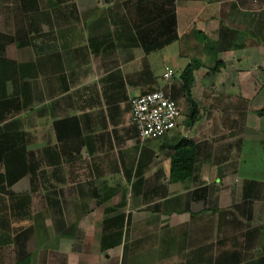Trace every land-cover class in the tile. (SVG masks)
Instances as JSON below:
<instances>
[{
	"label": "rangeland",
	"instance_id": "374dc122",
	"mask_svg": "<svg viewBox=\"0 0 264 264\" xmlns=\"http://www.w3.org/2000/svg\"><path fill=\"white\" fill-rule=\"evenodd\" d=\"M106 1L70 0L77 11L74 17L77 20L80 18V22L74 26L72 24L67 25L65 21L53 15V12H46L47 17L43 13L35 14L34 27L37 28V32L33 33L31 38L34 47L17 49L13 45L8 46L6 49L7 58L20 63L31 62L37 59L39 55L50 53L57 46L56 36L58 37L60 31L66 30L74 38L81 34H86V28L83 26V13L96 9L103 11V9H107L112 4H120L124 14H130L136 2V0H109L111 3L107 5ZM156 1L161 2L163 0ZM171 1L173 2L171 4L173 7L169 6L171 9H176L178 0L175 2L174 0ZM258 1L252 0L251 3L248 1V7L244 5L245 2H236V5L245 7L239 10V14L243 18H248V20L260 18L263 22L264 16H256L261 15L260 13L262 12L255 8L258 4H261V2L257 3ZM71 3L68 6H71ZM17 7V5L10 4L9 7L1 9V33L12 34L17 27L23 28L27 26L23 15L18 12L15 14L16 10L14 9H17ZM238 7L235 8L238 9ZM229 29L235 33L231 44L232 48L230 51L223 53V58H219L222 54L217 55V60L226 63L227 70L220 69L218 73L209 72L206 67L201 71L199 70L197 74L193 75L194 84L190 92L191 100L198 108V117H200L197 120L199 122L197 130L206 132L203 133L205 139H197L199 140L197 142L198 153L200 154L201 150L200 156L202 157V155H206L209 152L212 158L210 162L213 160L217 166L218 164L222 165L215 171L217 177L222 178V182L214 187V202L212 201L213 198H211L212 203L210 202L206 207H211L216 211L226 210L228 213L227 222H224L223 219L222 225L218 227L216 215L214 226L208 227L203 233L196 225H193L191 230L187 231L186 223L183 229L177 230V233L170 235V232L167 235L170 238L167 240L166 233H162L160 228L152 229V226H157V223L152 222L158 221L160 217L150 218L149 215L145 214L144 206L139 209L136 208L134 201L140 202V198L134 199L131 195V199L125 209L130 212L129 216L132 217V221L135 219L136 222H133L132 225L130 224L129 227L125 226L126 231L124 229L122 231L121 241L124 248L120 246L101 252L102 233L100 227L106 218L111 217L109 213L105 212L106 209L110 208V206L115 209V205L108 201L98 206L94 200L86 202L85 197L80 198L78 195L79 191H83L87 187L80 183L79 170L72 171L68 165L58 168L49 167L46 160H42L39 156L38 147L29 146L32 162L39 163V165H36V173L34 176L22 178L9 191L16 196H29L31 217L25 220L13 219L10 217L11 214H7L9 211L6 208L4 211L0 210V219L7 221V225L2 227V231L7 233L5 234L7 238L2 240L3 244L0 246V264H15V261L20 259L21 253L30 254L31 264H152L153 260L158 261V259L162 258L164 253L160 247L163 243L171 246L172 253L176 254L174 257L168 255L166 261L162 263L181 264L183 261L181 262L179 259L180 253L185 251L186 257L184 260L186 262L187 255L190 256L191 252H193L191 248L196 245L192 244V241L195 240L205 243L207 240L210 253H213L212 247L215 250L220 247L217 246L219 240L223 239L222 248L229 252L233 250L234 242L239 243L244 247L241 250L243 253L241 256L245 260L252 259L254 255L261 253L264 249V235L259 234L260 230L264 233V33L262 37L259 34L256 35V27L254 26H248L243 32L239 31L241 30L239 28L230 27ZM92 33L95 34V31ZM254 40L258 46L253 44L255 43ZM250 42L251 45L249 44ZM176 44H171L152 52L146 58V63L151 70L154 82L151 89L146 92L161 91L168 98H173L184 120L190 110L187 97L181 91L182 84L179 76L189 60L180 57L178 51L182 54L184 51H182L180 44ZM256 46L258 48L255 53L258 54L256 56L255 54L254 56L249 55L251 51L248 47L255 49L254 47ZM244 49H248L246 53H243L245 52ZM118 53L122 54L121 52ZM111 59L113 62L115 61V57ZM111 68L114 69V65ZM138 69L141 70V67L138 66ZM233 69L248 73L237 77L236 80L245 81L240 87L232 86L235 78L229 72H232ZM251 69H258L257 75L251 72L249 76V70ZM166 70L172 72L168 79L163 78L164 73L167 72ZM90 73L96 75L95 72ZM249 79H253V83H258V87H260L261 83L260 90L256 91L255 87L252 89L251 85L248 86L246 82ZM220 95H223L224 98L222 99ZM212 100H216V105L219 108L209 115L203 103L206 102L205 105L208 106ZM218 100L221 101L217 103ZM246 120L250 126L248 128L244 124ZM24 121L25 129L32 138L34 128L32 118L28 116ZM255 122L258 124H255ZM256 125L262 131L259 142H254L249 132L246 133L245 131L243 134L244 128L251 131ZM180 139L182 138L179 137L177 141ZM174 142H176L175 139L166 141L165 147L174 144ZM228 143L233 146V152L224 153V149L229 145ZM213 150L215 155L212 154ZM240 157L242 160H240ZM240 162L242 165H239ZM245 173L253 175V177L252 175L249 177V181H252L253 184H248L247 180L245 181V177L242 175ZM150 174L151 172L146 175L149 183H151L150 179L152 178ZM227 175L228 177L225 178ZM101 186L99 183L98 189ZM119 189V194L123 196V188L120 187ZM107 190L108 188L101 192L103 195L100 198L107 194ZM110 192H115V189H111ZM6 198L5 195L3 197L0 194V204L1 201L3 202L2 199ZM115 201L119 204L121 203L118 196ZM149 211H153L151 213L154 214L151 215L156 214L154 209ZM247 211L250 214L252 211V216L249 219H247V216H243ZM81 213H84V215H81L82 217L79 215ZM177 221L179 220L175 218L170 223L178 225ZM248 225H250L252 230L249 234H245L248 235L245 238L243 234L249 228ZM259 227L262 229H258ZM149 228L150 230L148 231ZM232 239L235 240L232 242ZM181 245H184L185 250L178 248ZM133 247L137 248L132 250L131 254L133 256L131 259L129 258V260L125 261V258L122 260L123 254L121 255V253L125 250L126 253L124 255L126 256ZM205 250L207 251V248Z\"/></svg>",
	"mask_w": 264,
	"mask_h": 264
},
{
	"label": "crops",
	"instance_id": "0c3cea01",
	"mask_svg": "<svg viewBox=\"0 0 264 264\" xmlns=\"http://www.w3.org/2000/svg\"><path fill=\"white\" fill-rule=\"evenodd\" d=\"M239 1L245 2L244 5L248 7V1L251 3L252 0H178L174 12L177 24L175 35L178 41L171 44L177 45L176 43L179 44L183 41L185 33L190 34L193 40L196 32L213 39L221 26L228 29L230 27L239 28L241 29L239 31L242 32L248 26H254L256 27V35L259 34L262 37L264 21L262 22L260 18L255 20L243 18L239 14V10L245 7L236 5V2ZM259 2L261 4H258L255 8L262 12L260 13L261 15L256 16L261 17L264 16V0H259L257 3ZM235 7H238V9ZM128 26L131 27V30L133 29L129 21ZM191 27H194V30H191ZM132 31L136 37L134 29ZM58 34V37L56 36L57 46L48 53V55L58 56L55 71L53 72L49 66L47 81L45 82L44 79L39 78L32 83L33 95L35 96L39 91H42L43 97L40 102L34 100L32 114L34 128L31 138V146L38 147L37 150L41 159L46 160L47 165H53L54 163V165H68L72 171L79 170L80 183L85 185L87 189L79 191L78 195L80 198L85 197L86 202L94 200V190L97 191V195L99 194L98 196L100 197L103 195L101 192L104 189H115L109 200L115 205V209L110 206L105 212L109 213L111 217L124 216V227H129L130 224L132 225L133 222H136L135 219L132 221V217L129 216L130 212L125 209L131 199V195L134 199L140 198V202L134 201L136 208L139 209L144 206L145 214L149 215L150 218L160 217L158 221H153L154 219L152 220L153 222L151 221L152 223H157V226H152V229L160 228L162 233H166L167 240L170 238L167 236L170 232V235L177 233V230L183 229L186 223L187 231L191 230L193 225H196L202 233L208 227H213L218 211L213 210L211 207H206V205L210 202L212 203V201L214 202V187L222 182V178L217 177L215 171L222 165L218 164L217 166L213 160V163L210 162L212 158L209 152L201 157L200 150V154L197 153L195 159L194 178L175 184H171L168 181L170 156L173 147L182 139H189L197 144L199 141L197 139L204 138L203 133L206 132L197 130L199 122L196 121L189 130H186L185 123H183L177 129L168 133L163 139L144 141L137 138L135 131L129 125L128 100L146 94V91H149L154 84L151 70L146 63V58L151 53H144L142 48L138 46V48L132 50L116 49L112 54L107 53L104 56H96L91 54L88 49L87 33V35L81 34V37L75 38L66 30H62ZM163 35L164 33L160 35L158 40H162ZM90 36H96V34ZM250 41L253 42L252 39ZM251 42L249 43L250 45ZM254 42L253 44L257 45L255 40ZM257 46L254 47L255 49L248 47L251 51L249 55L254 56L255 54L256 56L258 54L255 53L257 52ZM75 49H79V51H73ZM181 49L185 50L183 46ZM244 50L245 52L243 53H246L248 49ZM178 54L181 55L179 51ZM40 56H37V59ZM113 57H115V64H113L114 62L111 59ZM219 58H223V54ZM224 64L226 71L227 65L225 62ZM112 65H114V69L111 68ZM138 66L141 67V70L138 69ZM90 72H95L96 75ZM198 72H194L193 75ZM251 72L257 75L258 69L249 70V76ZM53 73L55 74L52 75ZM229 74L235 78L232 86L240 87L245 81L236 80L237 77L248 73L233 69ZM246 84L248 86L251 85L252 89L256 85L258 86V83H253V79H249ZM260 86H262L261 83ZM206 116L208 117V115ZM199 118L197 115V120ZM244 124L248 128L247 120L244 121ZM255 124L258 123L255 122ZM242 127L244 128V126ZM260 129L257 125L251 131L244 128L243 134L245 131L246 133L249 132L253 141L259 142L262 136ZM179 137L182 139L177 141ZM172 139H175L176 142L165 147L166 141ZM232 148L233 146L229 144L224 149V153L233 152L234 148ZM43 149L48 152L46 159L44 158ZM212 154L215 155L214 150ZM241 157L240 160H242ZM240 163L239 165H242ZM36 164L39 165L38 162ZM150 172V175H152L151 183L147 182L146 179V175ZM242 175L248 184H253L252 181H249V177L252 174L245 173ZM227 177L228 175L225 178ZM99 183L102 185L100 189L97 187ZM120 187L123 188V196L119 194ZM117 196L121 202L120 204L115 201ZM211 198H213L212 201ZM135 207L134 209H136ZM152 209L156 211L155 215H151L154 214L151 213L153 211H149ZM224 212V222H227L228 213L226 210ZM79 215L82 217L81 215H84V213ZM244 215L249 219L252 216V211L251 214L247 211ZM218 217L217 215V224ZM175 218L179 220L177 221L178 225L170 223ZM248 227L246 232H244L245 234H249L252 230L250 225ZM258 229L262 228L259 227ZM259 234H263V232L260 230ZM187 241L189 242V240ZM201 242L200 240L192 241V244L196 245L191 250L195 251L199 247L208 248L209 243L207 240L206 243ZM120 246L124 248L122 242L117 247ZM136 248L133 247L126 256L124 255L126 253L124 250L121 253V255L123 254L122 260L125 258V261L129 260V258L131 259L133 256L131 254L132 250H136ZM160 248L164 254L158 261L153 260L152 264H163L162 262L166 261L168 255L174 257L176 254L172 253V247L167 244L163 243ZM178 248L185 250L184 245L178 246ZM178 251L180 250L178 249ZM184 252L182 251L179 256L181 262L183 261L181 264H186L191 259V254L190 256L187 255L188 258L185 262L184 258L186 255ZM22 255L23 253H21L20 258ZM204 259L206 258L204 257ZM192 264H198V262H193L192 259Z\"/></svg>",
	"mask_w": 264,
	"mask_h": 264
},
{
	"label": "trees",
	"instance_id": "16d2710c",
	"mask_svg": "<svg viewBox=\"0 0 264 264\" xmlns=\"http://www.w3.org/2000/svg\"><path fill=\"white\" fill-rule=\"evenodd\" d=\"M70 3V0H0V11L4 7H9L10 4L17 5V9H14L16 10L15 14L18 12L23 15L24 21L27 22V26L23 28L17 27L12 34L0 32V194L3 197L4 195L7 197L2 199L0 210L4 211L6 208L9 211L7 214H11L10 217L13 219L25 220L31 217L29 196L13 195L9 189L22 178L34 176L37 170V164L32 162V157L28 150L29 146L32 145V139L25 129L24 119L28 118V116L32 118L34 100L40 102L43 97L42 91H39V94L35 95L36 97L33 95L32 83L39 78L44 79L45 82L47 81L48 67L50 66L51 70L55 71L58 56L44 54L34 62L20 63L7 58L6 49L12 45L17 49L34 47L31 38L32 34L37 32V28L34 27L35 14L43 13L47 17L46 12H53V15L65 21V23L76 25V23L80 22V18L77 20L74 17L77 13L76 7L72 3L71 6H68ZM110 3L111 1H106L107 5ZM172 3L171 0H163L161 2L156 0H136L130 14H124L120 4H112L105 9L106 11L104 9L103 11L96 9L83 13V26L88 34L87 42L90 53L96 56H104L107 53L112 54L116 49L132 50L138 48V46L142 48L144 53H152L178 41L175 35V29L177 28L176 14L174 13L175 9H171L173 7L171 6ZM127 20L132 24L136 37L133 34V29L131 30V27L128 26ZM190 29L194 30V27ZM94 31L96 36H90ZM162 33H164L163 39L158 40ZM234 35V31L221 26V29L216 32L213 39L196 32L194 40L190 34L185 33L183 41H179L181 48L182 46L185 48V50H182L184 53H181L180 57L189 60L179 76L182 84L181 91L187 97L190 110V113L183 121L186 130L192 128L199 114L198 108L190 97L191 87L194 84L193 73L205 67L212 73H218L220 69H224L225 64L217 60V55L231 50ZM73 51L77 52L79 49ZM260 88L261 86H255L256 91L260 90ZM151 92L154 91L147 93ZM220 97L224 98L223 95H220ZM215 101L209 102L208 106L205 105L206 102L203 103L209 115L219 108ZM220 101L218 100L217 103ZM175 104L177 106L176 102ZM43 150L44 158L46 159L48 152L45 149ZM197 153V144L189 139H182L173 147L170 156L169 183H181L194 178V165ZM54 164L49 165V167L58 168L64 166ZM110 191L108 189V193L103 198H100L97 195V191L94 190L93 198L98 206L110 200L113 195ZM224 213V211H218V227L222 225ZM123 220L124 216L118 215L106 218L102 222L100 227L102 233L101 252L113 249L121 244L122 231L123 229L125 230ZM6 222L5 219H0V242L7 238L5 237L7 233L2 231V227L7 225ZM243 235L245 238L248 236L245 233ZM222 240L218 242L217 246H220L219 248L215 250L212 247L213 253L209 252V246L207 251L203 247L193 251L191 259L186 264H192V259L193 262L197 261L198 264H204L205 262L206 264H264V249L256 256L253 254L252 259L245 260L241 256L243 254L241 250L244 248L241 244L234 242L233 250L229 252L223 250L224 242ZM225 240L229 241L228 239ZM234 240L232 239V242ZM2 244L3 242L0 243V246ZM217 250L218 252H216ZM207 254L209 256L206 257ZM15 264H31V256L23 254Z\"/></svg>",
	"mask_w": 264,
	"mask_h": 264
},
{
	"label": "built area",
	"instance_id": "2783aa9c",
	"mask_svg": "<svg viewBox=\"0 0 264 264\" xmlns=\"http://www.w3.org/2000/svg\"><path fill=\"white\" fill-rule=\"evenodd\" d=\"M171 75L172 72L167 71L163 78ZM128 107L129 125L141 141L161 139L183 123L175 102L161 91L131 98Z\"/></svg>",
	"mask_w": 264,
	"mask_h": 264
}]
</instances>
